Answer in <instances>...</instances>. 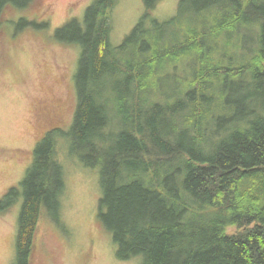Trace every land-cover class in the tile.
Segmentation results:
<instances>
[{
	"label": "trees",
	"instance_id": "1",
	"mask_svg": "<svg viewBox=\"0 0 264 264\" xmlns=\"http://www.w3.org/2000/svg\"><path fill=\"white\" fill-rule=\"evenodd\" d=\"M142 1L141 17L114 47L118 0H93L82 21L54 30L57 42L80 46L76 106L68 130L46 131L24 177L0 198L6 210L22 196L14 264L31 263L42 212L59 217L58 135L98 170L97 223L120 260L264 264V0H179L165 21L152 16L159 0ZM36 3L0 0V34ZM28 24L48 21H17ZM223 32L247 33L251 44L229 40L235 51H223Z\"/></svg>",
	"mask_w": 264,
	"mask_h": 264
},
{
	"label": "rangeland",
	"instance_id": "2",
	"mask_svg": "<svg viewBox=\"0 0 264 264\" xmlns=\"http://www.w3.org/2000/svg\"><path fill=\"white\" fill-rule=\"evenodd\" d=\"M92 1L37 0L32 14L17 11L12 22L5 25L8 32L0 34V198L24 177L32 150L44 133L55 127L67 131L72 122L76 106L73 75L80 46L57 42L54 30L71 18L82 21ZM178 1L159 0L153 18L169 20ZM143 12L142 0H118L111 11L112 47L123 41ZM21 17L36 22L45 18L48 26L18 27ZM240 36L223 32L217 42L226 52L235 51L233 45L228 46L229 40L237 45L251 44L247 33L243 39ZM112 109L116 111L114 104ZM63 139L57 136L56 160L64 181L59 217L53 221L42 212L30 264H139L141 255L117 258L111 233L97 223L102 194L98 170L83 166L70 155ZM21 201L20 195L13 205L0 210V264H14Z\"/></svg>",
	"mask_w": 264,
	"mask_h": 264
}]
</instances>
